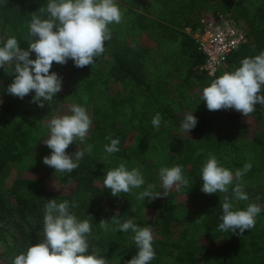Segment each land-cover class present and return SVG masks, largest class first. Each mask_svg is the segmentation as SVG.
I'll return each mask as SVG.
<instances>
[{
    "label": "trees",
    "instance_id": "obj_1",
    "mask_svg": "<svg viewBox=\"0 0 264 264\" xmlns=\"http://www.w3.org/2000/svg\"><path fill=\"white\" fill-rule=\"evenodd\" d=\"M122 2L126 6L123 20L109 25L111 39L94 64L77 68L72 60L65 65L53 62L50 70L58 75L71 71L83 78L84 92L75 104L87 109L93 123L85 142H74L66 152L72 154L90 144L92 153L85 152L74 172L61 174L43 163V158L51 154L50 149L37 145V165L68 177L74 187L71 192L57 193L47 190L38 180L18 178L9 188L0 189V257L5 264H13L18 254L39 241L44 206L47 200L56 199L58 203L68 200L70 205L76 202L78 207L70 210L78 219L89 215L93 218L89 242L101 250L108 264L117 252V264H127L137 252L131 239L133 233L105 232L99 227L102 219L111 223L114 216L121 222L134 218L139 226L151 227L156 256L150 264H264V209L256 217L255 227L245 230L242 236L219 231L222 194L203 193L200 179V169L209 153L233 171L251 163V170L243 177L249 201L234 203L240 209L256 203L249 191L255 194L264 187V129L250 138L252 158L240 157L239 151L247 145V129L240 121L243 115L223 109L209 111L202 95L190 97L193 89H203L224 72L234 71L243 58L264 51V0H152L149 7L147 0ZM47 3L48 0H0V27L21 28L22 49L26 50L28 43L24 38L31 18L34 14L46 18L40 9L46 8ZM219 12L230 14V20L244 29L247 41L230 53L223 71L209 76L200 70L203 57L186 28L195 29L202 19L214 18ZM142 36L151 44L137 45V38ZM30 58L35 59V53ZM103 62L105 66L101 65ZM13 79L6 68H0V175L9 161H23L29 153L26 145L32 139V131L42 119L51 111L60 114L63 110L60 92L43 108L31 102L34 92L23 99L8 94L6 89ZM115 83L120 87L113 88ZM173 83L170 91L168 87ZM261 110L264 112V106H256L250 115ZM191 112L197 125L187 136H181L174 129ZM156 113L162 115L159 130L151 123ZM132 131L133 141L128 143ZM107 137L119 139L120 151L105 162L104 146L110 143ZM155 154L160 155L162 167L183 165L190 187L181 185L169 191L167 197L155 200H138L143 188L113 197L104 187L106 172L127 162L129 169H141L144 187L155 184V190L162 191L155 174L158 165L150 161ZM181 191L190 205L185 199L175 201ZM105 201L108 204L104 209ZM145 207L150 214L142 220ZM8 230L12 231L11 243L6 240ZM206 239L208 243L204 242Z\"/></svg>",
    "mask_w": 264,
    "mask_h": 264
},
{
    "label": "clouds",
    "instance_id": "obj_2",
    "mask_svg": "<svg viewBox=\"0 0 264 264\" xmlns=\"http://www.w3.org/2000/svg\"><path fill=\"white\" fill-rule=\"evenodd\" d=\"M46 18L33 15L24 40L28 48L22 49L19 40L11 36L0 46V68L7 74H14L6 92L23 99L34 92L31 102L43 108L62 90V77L50 71L53 62L65 65L72 60L74 66L83 68L94 64L105 51V43L111 39L109 25L119 24L123 12L116 0H48L46 8H41ZM35 53V59L30 56ZM202 100L209 111L235 109L244 117L255 111L256 105L264 106V51L254 57L243 58L234 71L224 72L213 79L202 90ZM191 113L185 115L180 127L189 133L197 125V118ZM162 115L156 113L152 126L159 130ZM92 118L87 109L78 104L69 107L68 114L53 116L47 123L48 137L43 143L51 149V154L43 158V163L56 173L71 174L79 167L85 152L92 153L93 146L79 149L72 154L66 152L71 144L85 142L92 126ZM109 144L104 146L107 162L109 156L120 151L119 139L107 137ZM252 168L245 163L235 171L223 166L218 158L209 153L200 169L201 191L205 194H222V215L218 230L243 235L256 225V217L261 206L250 202L245 208L236 207L234 202L249 201L243 177ZM159 177L162 191H156L155 184L145 185L144 175L139 167L128 168L127 162L109 169L103 185L113 197L129 194L141 189L138 200H155L167 197L174 187H190L185 177L183 165L161 167ZM76 202L56 199L47 200L44 206L43 228L39 241L31 244L26 251L18 254L13 264H108L98 247L90 245L92 217L80 220L70 210ZM135 211V209H132ZM101 220L99 227L105 232L120 231L133 233L136 255L127 264H150L155 259L154 235L151 227L139 226L134 218L121 222L116 216L111 220ZM196 220L195 222H198ZM112 225H116L115 228Z\"/></svg>",
    "mask_w": 264,
    "mask_h": 264
},
{
    "label": "rangeland",
    "instance_id": "obj_3",
    "mask_svg": "<svg viewBox=\"0 0 264 264\" xmlns=\"http://www.w3.org/2000/svg\"><path fill=\"white\" fill-rule=\"evenodd\" d=\"M117 4L120 6L123 14L126 13V6L123 4L122 0H116ZM152 0H147L146 5L147 7L151 6ZM230 16V14H229ZM14 36L19 40L20 47L22 48L21 43V28L18 29H11V28H5L2 29L0 27V40H6L7 38ZM137 45L139 46H148L151 44V42L145 37H138L137 38ZM129 44L132 45L133 42L130 40ZM101 65L105 66L106 63L103 62ZM148 66L151 68V64H148ZM7 69V66L5 67ZM8 71V69H7ZM11 76H14L12 74ZM62 77V90L60 91L62 100L60 102V106L62 112L60 114H57L55 112H50L51 115L46 116L44 119H42V123L38 125L36 129L32 131V139L28 142L26 145L29 149V153L24 157L22 162H14L9 161L5 168L3 169L1 175H0V189H7L11 186L12 182L15 179L23 178V179H34L42 182L44 187L47 190L53 191V192H71L74 183L65 176H60L57 174L52 173L51 171H46L44 168L40 167L36 163V148L38 144L45 145L43 141L47 139L48 137V128L47 123L48 121L53 117L57 115H63L67 114L68 110L72 104H75L77 101V98L81 95L82 92H84V80L82 77H79L76 73H73L71 71H65L64 73L60 74ZM174 83L170 85L168 88L170 91L174 89ZM113 88H119L120 85L118 83L112 84ZM201 88H195L193 89L190 97H196L199 95H202ZM256 106H260L259 104ZM227 111L230 112H237L235 109H228ZM241 123L246 127L247 129V135H246V142L247 145L239 151V156L244 157L246 159H251L252 154L250 151V138L253 134L258 132L261 129H264V112H259L254 115H248L247 117L242 116L240 118ZM176 133H178L181 136H187L188 133L184 132L180 126L175 127L174 129ZM133 134L130 133L127 142L131 143L133 141ZM51 153V149H50ZM160 155L155 154L153 157L150 158L151 162H154L156 165H158L157 170L155 172L156 177L159 179V182L162 184L160 177H159V169L162 167L160 163ZM180 186L174 187L172 190L179 189ZM181 189V188H180ZM250 194H252V200H254L258 205L261 206V209H264V187H261L257 190L255 194L254 191H249ZM186 200V205H190V200H188L185 197V194L179 192L175 196V201L180 200ZM108 202L105 201L104 203V209L106 208ZM149 208L145 207L143 208L142 212V220L145 219L147 216H149ZM6 240L11 243L12 242V231H7V237ZM208 239L204 240L205 243H208ZM2 249V245L0 246V252ZM120 258V253L117 252L113 259L111 260L110 264H117L118 260ZM0 264H5V261L0 257Z\"/></svg>",
    "mask_w": 264,
    "mask_h": 264
},
{
    "label": "built area",
    "instance_id": "obj_4",
    "mask_svg": "<svg viewBox=\"0 0 264 264\" xmlns=\"http://www.w3.org/2000/svg\"><path fill=\"white\" fill-rule=\"evenodd\" d=\"M186 31L197 43L203 57L200 70L209 76L224 70L230 53L247 41L244 29L230 20L227 13L219 12L214 18H204L195 29Z\"/></svg>",
    "mask_w": 264,
    "mask_h": 264
}]
</instances>
